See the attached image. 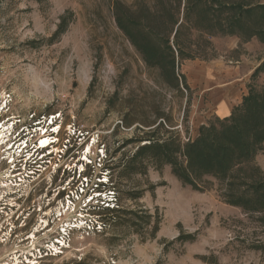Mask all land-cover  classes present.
<instances>
[{
    "label": "rangeland",
    "instance_id": "obj_1",
    "mask_svg": "<svg viewBox=\"0 0 264 264\" xmlns=\"http://www.w3.org/2000/svg\"><path fill=\"white\" fill-rule=\"evenodd\" d=\"M185 3L0 0V100L6 93L12 98L0 119L15 115L27 123L34 114L45 123L59 115L54 151L70 126L75 134L68 149L101 159L108 183L100 189L113 190L116 199V211L93 202L88 211L99 214L98 230H68L65 247L53 253L46 243L75 214L53 223L46 205L51 192L40 200L46 211L39 212V237L9 250L1 242L0 264H264V204L258 200L264 190L250 187L264 181V142L251 160L236 163L229 180L204 173L195 177V188L173 172V164L186 165L184 146L200 126L219 127L222 119L186 66L215 61L237 67L244 56L252 67L264 57V43L253 37L245 49L243 31L208 28L195 13L186 16ZM262 62L247 93L264 89ZM49 170L39 184L54 188L60 176ZM236 199L240 203H232ZM6 251L12 258H3Z\"/></svg>",
    "mask_w": 264,
    "mask_h": 264
},
{
    "label": "built area",
    "instance_id": "obj_2",
    "mask_svg": "<svg viewBox=\"0 0 264 264\" xmlns=\"http://www.w3.org/2000/svg\"><path fill=\"white\" fill-rule=\"evenodd\" d=\"M11 101L8 93L1 97L0 111ZM27 118V123L24 120L22 123L21 118L15 115H6L0 119V243L4 241L3 234L12 230L20 220L19 210L16 209L17 200L30 195L34 186L47 180V170L50 167L49 175L53 178L60 176V184L51 193L52 202L46 203L47 208L51 207L54 211L52 222L64 219L67 213L75 214V218L60 225L59 235L53 238L54 241L46 243L48 251L55 253L65 247L68 230H98V214L88 209L95 205L93 202H96V207L103 208L104 205L105 208L113 209L115 193L106 188L100 189V186L108 183L106 171H101V159L92 162L86 154L81 152L79 156V153L68 149V144L69 147L72 146L69 136L75 134L74 131L69 134L70 126L66 130L68 134L65 135V143L57 152L54 151L53 146L59 140L57 135L60 125L56 122L59 115L50 116L45 123L43 119L35 118L34 114ZM43 138L48 139L44 146ZM74 159L78 164L72 161ZM96 168H100L97 173ZM15 197L18 199H14ZM5 198H9L6 203L2 202ZM44 211L46 210L43 209L42 213ZM45 226H48V222Z\"/></svg>",
    "mask_w": 264,
    "mask_h": 264
},
{
    "label": "trees",
    "instance_id": "obj_3",
    "mask_svg": "<svg viewBox=\"0 0 264 264\" xmlns=\"http://www.w3.org/2000/svg\"><path fill=\"white\" fill-rule=\"evenodd\" d=\"M186 2L184 6L186 16L190 17L192 13H195L199 21H205L206 27L218 26L222 32L228 34H238L239 31L240 33L243 31L244 41L247 42L256 37L264 43V5L262 3L248 0L243 2L211 0L209 3L204 0H186ZM204 2H206L205 7L200 5ZM195 25L200 28L203 24ZM176 35L178 30L175 31V38ZM178 49L177 45L179 55L181 52L179 53ZM160 55L158 60L160 57L162 60ZM168 63L170 66L174 65L173 54ZM262 63L253 70L250 78L260 71ZM241 106L243 113L238 110L239 105L234 107L230 116L218 120L219 127L214 124L201 125L197 138L184 146L186 165L173 164V172L183 182L197 188L194 179L204 173L229 180L231 170L236 163L248 162L260 149L264 142V89L258 94L250 87L248 93L242 98ZM250 187L261 192L264 190V181L251 184ZM258 200L264 204V194ZM242 201L244 202L245 198ZM232 203L238 204L240 199L233 200ZM104 210L108 209L104 208Z\"/></svg>",
    "mask_w": 264,
    "mask_h": 264
},
{
    "label": "crops",
    "instance_id": "obj_4",
    "mask_svg": "<svg viewBox=\"0 0 264 264\" xmlns=\"http://www.w3.org/2000/svg\"><path fill=\"white\" fill-rule=\"evenodd\" d=\"M264 3V1L262 2ZM249 50L252 41L243 44ZM264 57L254 66L243 64L237 67H221L218 62H192L185 71L191 74L192 82L199 93H206L213 106V113L220 118L230 116L242 98L247 94V83L253 70L260 65Z\"/></svg>",
    "mask_w": 264,
    "mask_h": 264
},
{
    "label": "flooded vegetation",
    "instance_id": "obj_5",
    "mask_svg": "<svg viewBox=\"0 0 264 264\" xmlns=\"http://www.w3.org/2000/svg\"><path fill=\"white\" fill-rule=\"evenodd\" d=\"M52 185L46 187L45 184L38 185L37 189L25 198L17 200V208L20 214V220L16 222L12 230H7L4 235L3 248L9 250L12 247L22 248L28 244L29 239L39 237V212L40 200L52 192ZM47 198V197H46ZM5 201L4 199L2 202ZM7 201H5L6 203ZM42 202V200H41ZM40 218V217H39ZM11 251H6L3 258H12Z\"/></svg>",
    "mask_w": 264,
    "mask_h": 264
},
{
    "label": "bare ground",
    "instance_id": "obj_6",
    "mask_svg": "<svg viewBox=\"0 0 264 264\" xmlns=\"http://www.w3.org/2000/svg\"><path fill=\"white\" fill-rule=\"evenodd\" d=\"M52 122V121H51ZM59 128V127H58ZM44 139V138H43ZM47 141H48V139H44V140H42V146H44L45 144H47ZM88 152V151H87Z\"/></svg>",
    "mask_w": 264,
    "mask_h": 264
}]
</instances>
